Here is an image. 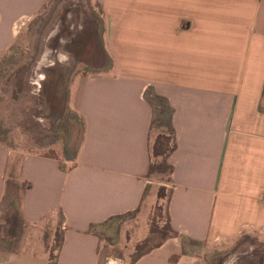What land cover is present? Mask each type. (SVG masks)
Returning a JSON list of instances; mask_svg holds the SVG:
<instances>
[{"label": "crops", "instance_id": "obj_1", "mask_svg": "<svg viewBox=\"0 0 264 264\" xmlns=\"http://www.w3.org/2000/svg\"><path fill=\"white\" fill-rule=\"evenodd\" d=\"M48 1L0 0V53ZM88 1L101 30L86 64L99 70L74 75L65 99L55 87L50 103L82 123L73 158L0 143V209L24 184L13 212L32 234L14 249L1 234L14 226L0 228V264H98L94 228L139 208L150 183L147 89L171 109L165 215L177 236L130 264H192L186 241L264 264V0Z\"/></svg>", "mask_w": 264, "mask_h": 264}, {"label": "rangeland", "instance_id": "obj_2", "mask_svg": "<svg viewBox=\"0 0 264 264\" xmlns=\"http://www.w3.org/2000/svg\"><path fill=\"white\" fill-rule=\"evenodd\" d=\"M87 3L88 0H49L25 22L11 46L0 53L1 144L15 146L25 152L73 158L81 140L82 123L70 112L67 103H63V107L62 103L58 106L50 103L56 99L55 87L59 90L58 97L65 99L69 81L74 75L99 70L86 64V59L96 55L94 47H97L101 30L97 10L91 9ZM85 31L88 32L85 34ZM53 75H58V85L45 83L52 80ZM45 98L51 100L48 106L43 103ZM146 98L154 107V121L149 133V145H152L157 133L165 132V129L159 127L161 101L150 91L146 92ZM168 180L167 165L152 157L150 183L147 184L143 204L94 228L99 238L98 264H130L136 256L158 245L169 235L165 215ZM23 187L24 184H10L0 209V228L14 226L9 230L1 229L2 235L9 234V242L14 249L22 248L32 235L30 230L18 226L13 212ZM54 217L57 225L59 217ZM59 231L58 225L55 226L54 239L49 246L50 257L55 253ZM182 246L185 251L200 256L192 264H231L241 251V248L234 251L188 241L182 242ZM26 249L28 247L22 248Z\"/></svg>", "mask_w": 264, "mask_h": 264}, {"label": "trees", "instance_id": "obj_3", "mask_svg": "<svg viewBox=\"0 0 264 264\" xmlns=\"http://www.w3.org/2000/svg\"><path fill=\"white\" fill-rule=\"evenodd\" d=\"M151 90L147 89L146 92H148ZM146 92H145V97H146ZM152 93V92H151ZM153 94V93H152ZM155 96V98L159 99L161 101V105H159V119H160V126L165 129V132H158L155 139L153 140L152 145H149V166H148V174H150V170H151V158L152 157H157L160 158V160L163 161V163L165 165V157L167 156V154L173 149L174 147V142H173V136H172V129H171V125H170V115H171V109L169 108V106L166 104L165 100H163V98L153 94ZM147 99V98H146ZM150 103L151 101L149 99H147ZM152 104V103H151ZM153 106V104H152ZM153 111H154V107H153ZM153 121L154 119H151L150 125H149V133L151 130V127L153 125ZM151 151H152V155H151ZM169 172H170V167L167 165ZM119 216V215H117ZM117 216L111 217L108 220L115 218ZM107 220V221H108ZM106 222V221H105ZM105 222L99 224V225H103ZM169 226V224H168ZM92 227V225L89 226V230ZM170 228V227H169ZM169 235L170 236H177V233L172 230L171 228L169 229ZM168 235V236H169ZM167 237V236H166ZM157 246V245H156Z\"/></svg>", "mask_w": 264, "mask_h": 264}, {"label": "bare ground", "instance_id": "obj_4", "mask_svg": "<svg viewBox=\"0 0 264 264\" xmlns=\"http://www.w3.org/2000/svg\"><path fill=\"white\" fill-rule=\"evenodd\" d=\"M78 8V7H77ZM78 10V9H77ZM78 13V12H77ZM71 15V14H70ZM77 15V14H76ZM67 17H69V16H67ZM66 19V18H65ZM75 22H76V20H75ZM66 24V23H65ZM71 24V23H70ZM59 28V27H58ZM78 33V32H77ZM90 33V32H89ZM73 34V33H72ZM70 35V34H69ZM67 36H68V34H67ZM63 38H64V36H63ZM76 38V37H75ZM58 42V41H57ZM51 48V47H50ZM54 50V49H53ZM65 50V49H64ZM61 55V54H60ZM63 56H64V54H63ZM60 60V59H59ZM69 61V60H68ZM56 64V63H55ZM40 65V64H39ZM43 66H45V65H43ZM69 66H70V64H69ZM62 67V66H61ZM43 73V72H42ZM43 77V76H42ZM41 79V78H40Z\"/></svg>", "mask_w": 264, "mask_h": 264}]
</instances>
